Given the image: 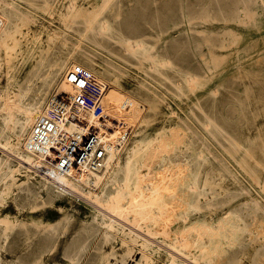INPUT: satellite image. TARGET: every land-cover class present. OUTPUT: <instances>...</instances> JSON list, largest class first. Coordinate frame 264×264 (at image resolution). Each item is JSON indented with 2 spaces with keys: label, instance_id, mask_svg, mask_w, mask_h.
<instances>
[{
  "label": "rangeland",
  "instance_id": "obj_1",
  "mask_svg": "<svg viewBox=\"0 0 264 264\" xmlns=\"http://www.w3.org/2000/svg\"><path fill=\"white\" fill-rule=\"evenodd\" d=\"M18 1L19 4L16 5L19 17L22 10L26 12L32 10L37 17H32L33 21L23 26L26 31L24 35L17 34L21 38L15 49L14 47L11 49V56H6L3 51L0 53V92L4 98L7 97V93L12 95L19 92L27 76L38 64L40 55L47 51L50 45L55 49V55L61 50L66 51L62 35H57L58 39L55 41L48 39L50 33L55 34L54 32L63 25L66 13L77 5L85 7V13H92L91 11L96 10L103 2V0ZM49 1L52 3L50 8L47 6ZM172 1L174 0H112V5L104 12V17L110 21L112 34L115 33L113 35L116 40L106 38L99 42L89 41L85 43V47L95 54L98 64H103L107 58L114 59L120 69L121 83L132 92L137 91L141 97L146 98L145 105H142L143 118L136 128H139L141 135L149 140L159 136L175 141L177 134L178 138L179 135L185 137L187 124L201 132L202 127L196 117L204 118L203 108L215 117L222 131L215 130V137L207 133L203 137L206 142L204 144L201 139L192 137L193 149L189 151V157L192 176L198 174L202 181L210 167L214 166L216 188L219 192L217 204L211 210L204 201L202 203L204 208L194 210L191 214L203 216L211 211L216 212L220 230L214 235V239L222 242L229 240L231 243L226 244L225 255L231 256L233 261L239 264H264V109L259 100L258 85L256 83L253 85L254 79L249 74L255 72L258 75L260 71H264V11L251 17L249 10L255 7L245 0H186L195 4L197 8L204 4L209 5L202 11L203 26L214 30L208 31L209 34H213L214 43L205 44L204 33H197L192 38L202 42L200 50L208 52L209 46H212L220 56L218 71L213 78L205 79L204 83L194 90L185 88V92H180L174 88L172 81H179L183 68L194 70L200 68L202 55L192 50L195 41L193 43L190 41V47L183 45L187 38L186 33L182 34L177 43L170 37L167 29L172 21L168 18L170 12L168 6ZM258 10L260 12L261 9ZM240 11L242 14L238 17ZM198 13L200 14V11ZM174 35L178 37L180 34L177 32ZM126 38L142 39L146 46L148 45L147 49L139 56L127 53L126 41L123 40ZM109 50L123 54L126 60L110 54ZM162 56L170 57L174 66H159L158 60L162 59ZM209 57L212 58V55L209 54ZM155 64L162 67L161 72L150 69V66ZM209 84H214L218 88L214 97V108L209 106L207 101ZM4 98L0 100V109ZM107 119L116 123L112 117L107 116L103 119L105 127ZM1 125L0 115V128ZM187 131L192 136V131L189 129ZM247 135L252 136L254 144L248 141ZM199 136L202 137L201 134ZM11 140L16 142L17 137L12 135ZM239 143L245 144V149L253 151L252 155L245 149L239 151ZM197 148L204 150V157H208L206 162L205 159L200 161V158L196 157ZM3 154L4 151L0 148V156ZM38 162L33 165L35 168ZM34 167H22L15 181L11 177L0 180V244L6 243L5 219L11 213L18 214L17 224L12 230V241H24L25 229L21 222H27V228L31 232H34L39 224L45 227L42 228L40 242H43L42 252L46 261L58 260L64 264H91L96 261L102 252L110 248V243L105 240L103 230L100 228L99 231L95 225L93 215L96 207L87 191L99 192L101 188L87 184L84 194L79 195L69 190H61L47 182L46 179H51L50 177H43L35 172ZM254 201L262 208H258ZM32 211L45 214L42 217L43 224H35V221L28 220L25 214ZM234 214H237V217ZM180 221L175 220L172 223L174 228ZM223 223H228L227 227ZM33 248L34 244L26 251L29 252L27 256L32 254Z\"/></svg>",
  "mask_w": 264,
  "mask_h": 264
},
{
  "label": "bare ground",
  "instance_id": "obj_2",
  "mask_svg": "<svg viewBox=\"0 0 264 264\" xmlns=\"http://www.w3.org/2000/svg\"><path fill=\"white\" fill-rule=\"evenodd\" d=\"M245 1L255 7L249 10L251 17L264 11V0ZM16 4H19L18 0H0V53L3 51L6 56H9L11 49L13 47L15 49V45L19 43L21 37L19 38L17 34L26 33L23 26L30 24L33 21L32 17H37L32 10H28L29 12L22 10L19 17ZM111 5L112 0H103L96 10L91 11L92 13H85L86 9L83 6H74L63 17V25L60 29L53 35L50 33L48 37L50 41H55L57 35H62L66 51L61 50L55 55V49L50 45L51 47L49 46L47 51L40 55L38 64L27 76L18 93H13L14 95L7 93V97L4 98L0 92V100L4 98L0 109L2 116L0 148L4 151V154L0 156V180L11 177L15 181L22 167H34L37 161H39L38 164L40 163L41 155L27 146L28 135L38 118L47 114L55 89L59 86L64 87L62 81L66 71L75 64L83 65L107 85L105 95L94 114L96 118L103 114L104 118L110 116L116 121L114 123L107 119L106 127L97 121L99 135L109 148L107 161L105 167L99 172L83 171L78 175L62 177L60 185L52 178L46 180L61 190H69L78 195L84 194L87 184L101 188L99 192L90 190L87 194L93 198L92 201L96 207L93 215L95 225L99 231L100 228L103 230V236L110 243V248L102 252L91 264H239L224 253L226 244L231 245L229 240L222 242L214 239V235L220 230L216 212L211 211L203 216L191 214L194 210H202L204 201L212 210L217 204L216 198L219 193L216 188L217 179L213 165L203 181L198 174L192 176V164L189 157V151L193 149L192 137L201 139L204 144L206 142L203 137L207 133L215 137V130H222L217 125L215 117L203 108L204 118L195 116L201 124V132L187 124L185 137L179 135L178 138L177 134L175 141L159 136L149 140L141 135V131L136 127L143 118L142 105H145L146 98L141 97L137 91L132 92L121 83L120 69L113 61L114 59L107 58L104 59L103 64H98L95 54L85 47V43L89 41L99 42L106 38L116 40L115 33L112 34L110 21L104 17V12ZM47 6L52 7L51 1ZM168 7L170 9L168 18L172 21L167 29L170 37L177 43L182 34L186 33L187 38L183 45L190 47V41L192 43L195 41L191 48L202 55L200 68L195 70L183 68L179 81H172V83L180 92H185V88L194 90L195 87L203 84L205 79L213 78L219 67L220 53L212 46H209L208 52L200 50L202 42L192 38L197 33H204L205 44L214 43L213 34L208 33L214 30L203 26L202 11L209 5L204 4L201 8H197L195 4L188 3L186 0H174ZM241 14L242 11L238 12V17ZM177 32L180 35L175 37L174 34ZM11 40L13 42H10ZM123 40L126 41L125 51L134 56L143 54L148 46L140 38ZM109 52L114 56L117 55V58L126 60L123 54H117L112 50ZM158 64L162 67L174 66L170 57H163L158 60ZM159 66L151 65L150 69L161 72L162 67ZM249 74L254 79L253 85L255 83L258 85L259 100L264 109V71H260L258 75L255 72H249ZM38 81H40L39 85H37ZM217 91L216 85L209 84L207 101L213 108ZM172 129L170 130L173 131ZM188 129L192 131V136L188 134ZM12 135L17 137L16 142L11 140ZM247 138L254 144L251 135H247ZM244 147L245 144H238L239 151H243ZM245 150L252 155L253 151ZM195 152L200 161L208 160V157H204L202 148H197ZM255 203L258 208H262L258 202ZM19 210H21L20 207ZM17 215L11 213L5 219L6 243L0 244V264H64L58 260L46 261L42 252L43 242L40 240H42V228L45 227L37 223L43 224L44 213L35 211L26 213L28 220L35 221L38 227L31 232L27 228L28 223L21 222V226L25 229L24 241L11 240L12 230L19 218ZM230 218L232 219L231 216ZM175 220H181L176 228L172 225ZM227 224H224L225 227ZM224 232L227 231L224 230ZM32 244H34L32 254L27 256L29 252L26 253V251L30 250ZM118 245L120 247H117Z\"/></svg>",
  "mask_w": 264,
  "mask_h": 264
},
{
  "label": "built area",
  "instance_id": "obj_3",
  "mask_svg": "<svg viewBox=\"0 0 264 264\" xmlns=\"http://www.w3.org/2000/svg\"><path fill=\"white\" fill-rule=\"evenodd\" d=\"M62 82L64 87L55 89L47 114L38 118L27 138L28 148L41 155L36 172L57 184L68 175L101 171L109 154L97 128L104 115H94L106 83L80 64L71 66Z\"/></svg>",
  "mask_w": 264,
  "mask_h": 264
}]
</instances>
